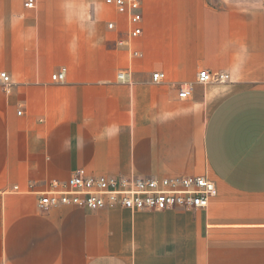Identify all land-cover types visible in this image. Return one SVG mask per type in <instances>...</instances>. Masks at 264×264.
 Here are the masks:
<instances>
[{"label": "crops", "instance_id": "crops-1", "mask_svg": "<svg viewBox=\"0 0 264 264\" xmlns=\"http://www.w3.org/2000/svg\"><path fill=\"white\" fill-rule=\"evenodd\" d=\"M141 16L129 41L104 0H0V264H264V0H141ZM79 172L202 177L215 196L198 211L37 207Z\"/></svg>", "mask_w": 264, "mask_h": 264}, {"label": "built area", "instance_id": "built-area-1", "mask_svg": "<svg viewBox=\"0 0 264 264\" xmlns=\"http://www.w3.org/2000/svg\"><path fill=\"white\" fill-rule=\"evenodd\" d=\"M104 4L114 9L116 14L126 19V32L129 41L138 38L141 33V0H104ZM26 10H34L36 0H23ZM115 25L107 24L108 30ZM132 58L140 57L133 51ZM65 69L54 74L52 81H63ZM118 80L124 82V75L118 74ZM165 80V74L155 72L151 81L155 84ZM228 80L226 74H209L200 71L197 81L201 84H221ZM10 77L0 72V86L8 88ZM190 88L180 89L178 97L188 98ZM215 196L214 184L202 177L180 178H137V177H90L81 172L72 175L64 185L56 182L50 184L47 192L41 194L37 207L42 210L67 206L89 212L122 208L130 212H162L172 210L198 211L205 210Z\"/></svg>", "mask_w": 264, "mask_h": 264}]
</instances>
